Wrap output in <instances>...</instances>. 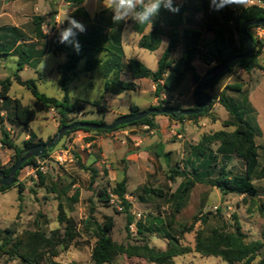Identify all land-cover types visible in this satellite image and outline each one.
<instances>
[{
    "label": "rangeland",
    "instance_id": "rangeland-1",
    "mask_svg": "<svg viewBox=\"0 0 264 264\" xmlns=\"http://www.w3.org/2000/svg\"><path fill=\"white\" fill-rule=\"evenodd\" d=\"M181 3L182 0H180ZM252 5L263 6L259 0H252V3L231 5L230 7L238 10L240 7ZM103 11L113 15L111 11L103 7L101 0H85L81 4H75L74 0H17L15 2L0 0V28L5 26L19 28L24 32L28 44H33L36 51L44 52L43 57L29 60L28 65L19 71V76L23 80H37V86L41 93L62 101L65 93L59 83L62 76L58 74L57 66L64 63L67 57L65 54L51 53L49 51L50 40L58 35L60 28L67 27L66 21L63 25L58 26L65 14L73 16L86 26V31L78 35L87 37L92 27L98 25L97 21ZM178 15L161 9L153 23L166 28L168 22ZM34 16L46 18L43 32L46 35L51 31V35H46V38L42 40L34 36L32 33ZM129 22L133 21L129 20ZM116 24L122 25L121 30L117 29L118 26H114V34L120 36L125 56L124 63H127L131 58H137L152 71L156 70L166 43L153 52L140 48L136 43L140 35L134 31L131 24L128 22ZM205 33L212 38L211 44L208 46L210 52L206 49L207 58L211 57L210 54L214 56L215 44L212 33ZM251 34L259 43L264 44V41H261L257 36V27L251 29ZM109 38H112L111 35ZM207 41L208 38L205 37L203 45ZM4 50L5 48L0 47V79L15 74L21 60L17 54L4 55ZM104 55L105 53L100 57H104ZM45 56H48L47 60H45ZM62 57H66V59H62ZM259 61L262 69H255L252 74H247L242 72V69L234 68L231 72L223 74L218 84L213 89L207 90L206 93L213 99L220 94L222 88L228 85L242 83L248 92L256 84H259L256 85L254 91H250V100L257 111H251L243 105L237 107L236 112H241L249 122L259 127L260 132L256 137V142L260 168H262L264 167V50ZM200 63L201 61L197 63L199 70H201ZM84 66L85 60H82L78 69L71 76V81L69 82L68 78L67 82L68 97L71 102H87L86 109L70 115V119L74 122L103 121L106 124H111L119 117L128 114L131 111V104L146 108L154 98L146 81L143 82L142 88L136 91L106 93V80L98 75L85 72ZM192 81V74L189 72L179 88L172 93L187 97L186 101L182 104H173L167 101L164 103L184 107L192 102L195 98L194 94L189 96ZM247 95L237 96L233 92H226L228 98L241 102ZM10 97L21 100L24 105H33L35 100L30 90L15 81L11 87ZM95 102L105 106L106 112L93 106ZM2 109L5 111L6 118L10 114L8 111H11L12 104L5 103ZM59 120L60 115L55 109L38 112L37 118L29 124V129L36 136L34 141L38 142L41 139L46 143L53 139L59 129ZM186 121L188 120L181 123L184 124ZM190 121L195 122H192L189 132L183 128L177 129L170 134L167 144L162 148H156L153 154L142 155L138 159H128V154L124 152L104 157V148L93 142V140L105 137L113 144H124L121 131L126 130L127 127L111 133L90 132L87 136H81L75 132L60 138L55 147L50 149L47 157L37 158L36 164L21 170L17 183L0 194V231H11V235L16 240L17 251L22 255H29L35 244V234L50 238L54 232H57L55 236L62 238L65 227L69 223L72 225L75 235L72 244L67 249L58 246L56 250H42L41 264H94L91 254L97 240V223L102 224L105 217H113L115 228L112 238L119 244L136 246L148 244L156 250L166 251L170 247V238H177L180 247L190 249V253L175 257L167 264H228L221 258L203 257L197 253L195 251L196 236L199 232L208 236L215 228L231 232L238 223L241 226L245 242L262 240L264 178L253 179V183L259 191L255 197L221 193L213 186L221 168L225 166L232 176H244L246 167L244 161L236 155H232L228 162L224 161L222 155L218 153L219 143L212 145L217 159L212 161L211 167L204 165L202 160L199 164V167L202 168H200L199 174H195L189 165L193 158L190 153L200 142L202 136L221 130L233 132L236 126H224L229 121L233 122L234 118L220 104H217L215 110L210 111L207 115ZM13 124L8 121L5 126L10 129L8 132L12 142L23 149L26 141L29 140L27 132L22 125ZM138 127L142 126H136V128ZM146 131L150 132L151 130ZM1 149L8 150L9 158L14 159L13 151L5 146H2ZM45 159L48 160L45 163L47 172L44 174L36 172V167L39 163H44ZM8 165H11L10 161ZM82 167L85 168L82 169ZM90 168L98 171L93 184L91 183ZM110 172H112L111 175ZM40 174L45 177L44 184L40 181ZM123 179L127 180L128 195L126 199L130 207L128 211L120 212L111 203L109 205L101 203L97 194L104 187L108 185L112 187ZM187 179L195 181V185L186 197L178 199L177 191ZM20 185L24 188L22 193H19ZM150 190L161 191L163 196L153 195L149 193ZM108 192H112L111 188L108 189ZM178 203H182L179 212L176 211ZM128 215L133 218V224L137 231H132L130 226L127 230ZM138 215H141L139 220ZM9 239V236L0 233V246ZM53 254L57 256L53 257ZM261 259L262 255L256 259L254 264H260ZM1 264L25 263L20 258L5 256ZM113 264L154 263L141 257L128 258L122 255Z\"/></svg>",
    "mask_w": 264,
    "mask_h": 264
},
{
    "label": "trees",
    "instance_id": "trees-1",
    "mask_svg": "<svg viewBox=\"0 0 264 264\" xmlns=\"http://www.w3.org/2000/svg\"><path fill=\"white\" fill-rule=\"evenodd\" d=\"M7 2H15L17 0H6ZM85 0H74L75 4H81ZM264 6V0H259ZM259 5H252L247 7H240L238 10L233 9L230 6L223 8L220 11H214L210 9L209 0H184L180 5V12L178 13L175 28L172 31H165L163 28L156 24H151L152 29L149 33H145L146 28L150 24H133V29L136 33L141 35L139 41V47L156 51L159 49L162 37L169 39V45L164 51L162 57L158 62V68L154 72L149 69L141 60L137 58H131L127 63H124V50L122 48V42L120 36L114 34V26H118V30H121L122 25H118L113 22L111 14L109 12H102L97 23L92 27L91 32L85 36L77 35L76 39L81 45V51L77 54L71 45L59 44L58 35H55L50 40L49 51L53 54H65L67 59L64 63L57 66V72L62 76L59 83L65 93L62 101L55 98H51L46 94L39 91L37 86V80L29 79L23 80L19 76V71L23 70L31 59L41 58L44 56L43 51H36L33 48V44H28L25 39V34L22 30L14 26H5L0 28V47L5 48L4 55H18L21 60L18 64V69L15 74L5 79H0V125H4L5 119L12 123H18L23 126V129L30 136L26 141L25 147L22 149L14 144L11 140L10 134L6 130H2V146L7 147L13 151L14 159H11V165L0 166V172L5 175H9L12 167L19 160L21 153L24 149L32 146L44 143L41 139L35 142V134L29 129V124L37 118V114L40 111H49L50 109L57 110L60 115L59 129L69 126L74 122L70 119V115L74 113H80L87 107V102L77 101L72 103L68 97V74L74 73L82 60H85L84 71L103 77L105 82V92H124V91H136L139 90L140 85L138 81L143 79H152L155 84V95L158 97L162 92H174L182 84L186 75L190 72L193 76V81L196 84L194 96L196 99L197 88L201 84V80L204 76H200L194 66L195 58L201 54L204 41L205 32H211L214 35L215 52L214 59L217 66L224 63L232 56L242 55L245 50L244 38L241 34V27L247 21L263 20L264 19V7ZM191 14H203V26L201 29H188L184 28L182 32H179L178 28L182 26V18L185 13ZM87 14V13H86ZM46 23L44 16H34L32 19V33L37 39H45L46 35L43 32V26ZM251 27L249 33L251 34ZM111 35V39L109 38ZM252 35V34H251ZM118 36V37H117ZM253 36V35H252ZM254 47L252 54L243 59L235 61L230 69L225 72L229 73L234 68L242 69L246 73H250L255 69H262L260 65L259 57L264 49V44L259 43L254 37ZM179 48L181 53L177 58H173L172 55ZM104 57H100L104 54ZM210 69L209 71H211ZM208 71V72H209ZM131 75V80L123 81L121 79L124 73ZM224 73V74H225ZM223 75V74H222ZM221 75V76H222ZM220 76V77H221ZM216 79L211 85L204 89L205 94L207 90L213 89L220 79ZM211 77L205 79L204 83L207 85ZM17 82L19 85L30 90L34 97L33 105H24L19 99H12L10 97V91L13 83ZM163 81V83L161 82ZM241 84L228 85L226 92H234L242 95ZM226 92H223L219 98L212 99V103L209 107L205 108L202 113L198 115H161L168 117L170 120L177 122H183L184 120H196L200 117L207 115L215 103L221 104L234 118V121H229L228 125L236 126L233 132L225 130L217 131L213 134L203 135L200 142L192 150V160L189 165L195 174H199L201 170L199 167L200 162L203 160V164L207 167H211L213 160L217 159V155L212 150L214 143H219L218 153L222 155L224 161L231 160L232 155H236L242 159L245 163L246 172L244 176L230 175L228 169L224 166L219 172V176L213 182L215 186L223 194H238L249 197H255L258 195V189L253 183L254 178H264V167L260 168V159L258 145L256 137L259 135V127L249 122L245 115L241 112H236L237 107L245 105L249 110L253 111L248 99L241 102L233 98H228ZM5 103H11L12 109L8 111L7 117L3 114L2 106ZM199 102L196 99V104ZM98 110L106 112L107 108L102 106L99 102L93 103ZM164 107L183 109L180 106H171L165 104L164 101H160L155 108L162 109ZM197 106L195 105L194 108ZM154 108V107H150ZM131 111L133 113H140L141 110L138 106L132 104ZM160 115L152 114L141 121L121 126L114 131L129 127V126H148L150 129H157L158 125L155 122V118ZM84 122V121H81ZM93 123H104L93 122ZM77 131L84 132H96V133H111L113 131L107 130H91L77 128L73 131L67 132L64 136H69ZM49 142V141H48ZM46 142V143H48ZM50 150H48L44 156H48ZM80 160V159H79ZM37 159L32 158L28 160L21 170L32 164H36ZM80 166H82L80 164ZM85 167H82L84 169ZM21 170L17 173L14 183L10 187L0 185V194L6 192L12 188L18 181ZM92 173L91 183L96 181L98 171L90 168ZM40 181L42 184L45 182V177L40 174ZM1 182V178H0ZM110 184V183H109ZM195 185V181L187 179L181 184L177 191L178 199H182L187 196L191 188ZM114 195L118 196L124 206V210L128 211L130 204L126 199L128 195L127 180L123 179L121 182L116 183L114 186L108 185L101 189L97 197L101 203L109 205L110 194L108 189ZM24 188L22 185L19 187V193H22ZM149 193L162 197L161 191L150 190ZM182 203H178L176 211L181 210ZM133 224V218L127 216V230L129 226ZM97 240L93 247L91 259L94 264H113L119 256L125 255L128 258L141 257L154 264H167L173 258L190 253V249L182 248L179 246L177 238H170V247L166 251L156 250L151 248L148 244L142 246L136 245H124L115 242L112 238V232L115 228V220L113 217H105L102 224L97 223ZM140 232V229H138ZM1 234L9 236L10 239L5 241L0 246V264L5 256H11L12 258H20L25 264H41L43 258L41 251L56 250L58 246L68 248L75 239L74 230L69 223L65 227L64 236H55L57 232L53 233V236L46 238L41 234L34 235V246L32 253L29 255H22L19 253L16 240L11 235V231H0ZM195 251L203 257H217L226 261L228 264H254L256 259L262 255L260 264H264V231L262 233V240L245 242V237L241 231V226L237 223L235 229L228 232L225 229L215 228L211 230L210 234L206 236L203 232H199L196 236ZM57 256L56 254L52 255Z\"/></svg>",
    "mask_w": 264,
    "mask_h": 264
},
{
    "label": "crops",
    "instance_id": "crops-1",
    "mask_svg": "<svg viewBox=\"0 0 264 264\" xmlns=\"http://www.w3.org/2000/svg\"><path fill=\"white\" fill-rule=\"evenodd\" d=\"M183 1L184 0H182L181 4H183ZM195 1L198 2L199 0H195ZM164 19H166V18H164ZM176 21H177V17H173L172 20H170L168 22L166 28L161 27V26L160 27L163 28L165 31H172L175 28ZM127 22L130 23L132 28H133V24L135 22H129V21H127ZM202 26H203V14L202 13L191 14V13L187 12V13H185L183 15L182 26L179 27L178 30H179V32H182V30L184 28L201 29ZM151 29H152V26L149 25L146 28L145 33H149L151 31ZM208 36L209 35H207V33L204 34V39L206 37V38H208V41L205 42L204 45L202 46L201 54L198 55L195 58V60H194V66H195V68L197 70V73L200 76L206 75V73L210 69L214 68L215 65H217L213 54H210L211 57L209 56L207 58H206V55H205L206 54V49H208V46L211 44V41H212V38L208 37ZM140 38H141V35H140L139 39L136 41L138 46H139ZM213 39H214V35H213ZM165 43H166V47L163 50V52L161 53V55L159 57V60H160V58L162 57L164 51L166 50V48L169 45V39L167 37H162V42H161L160 47L163 46ZM208 52H210L209 49H208ZM180 53H181V48H179L175 53H173L172 57L175 59V58H177L179 56ZM198 61H201V63H200L201 70H199V68L197 66ZM156 70H154V72ZM241 71L244 72L243 70H241ZM253 72L254 71H252L251 73H247V74H252ZM74 73H69L68 74L69 82L71 81V79H72L71 76ZM244 73H246V72H244ZM121 79L123 81L131 80V75L129 73L123 74ZM192 80H193V76H192ZM145 81L148 82L149 88H150V92L154 96V98H153L152 102L146 108H141L138 105L134 104V105L138 106L141 110H146V109H148L150 107H155V106H157L159 104L160 101H167L169 103L172 102L173 104H182L184 101L187 100V97L173 95L172 94L173 92H162L157 97L155 95L156 87H155V84H154L152 79H143L141 81H138V84L140 85L139 89L142 88V84ZM161 82L163 83V81H161ZM239 84H241L243 86L242 94H246L247 95V93H248L246 98L248 99L249 103L251 104L253 111H257L255 109L253 103L251 102L250 97H251V92L254 91L256 85L258 86L259 84H256L255 87H252L248 92H246V90L244 89L245 88L244 84H242V83H239ZM226 87L227 86H225L224 88L221 89L220 94L216 98H219L220 95L223 92H226ZM195 89H196V84L194 83V81H192L190 83V94H189L190 97L194 94ZM235 95L241 96L238 93H235ZM217 104H219V103L216 102L211 111L215 110V108L217 107ZM195 105H196V99L194 98V100H192V102L188 103L186 106H184L182 108L183 109H192V108L195 107ZM179 106L181 107V105H179ZM131 112L132 111H130L128 114H125V115H129ZM3 114L5 115V111H3ZM6 122H8L7 119H5V122H4V125H3L4 127L2 125H0V132H1L0 139H2V131L1 130L4 129L7 132L10 131V129L5 126ZM155 122L158 125L157 129H150L148 126H142V127H138V128H136V126H131L132 128L131 127H127L126 130H122L121 133L123 134L122 140H123L124 144H122V143H117V144L114 143L113 144V143H111V140H109L108 138H105V137H104V139L103 138L102 139L98 138V140L97 139L93 140V142L98 143L99 146H102L104 148V157H106V156L110 157L111 155L115 156L116 153L124 152V153L128 154V159H131V158H134V159L137 158L138 159L139 156H142V155L148 156L150 154H153L154 153V149H156V148L157 149L162 148L165 144H167V140L170 137V134L175 132L177 129L183 128L187 132H189L188 130L190 129V127L193 124L192 122H195V121L188 120V121L184 122V124H183L181 122L170 120L168 117L160 115V116H157L155 118ZM13 125L20 126L18 123H14ZM148 129L151 130V131L147 132L146 130H148ZM77 132L81 136H87L88 134H90L89 132H84V131H77ZM27 137L29 138L30 136L27 134ZM1 148H2V144L0 143V166H7L9 164V161H11V159L9 158V155H8L9 151L8 150H4V149L2 150ZM190 154H191L190 156H192V152ZM111 174H112V172H110V175Z\"/></svg>",
    "mask_w": 264,
    "mask_h": 264
},
{
    "label": "water",
    "instance_id": "water-1",
    "mask_svg": "<svg viewBox=\"0 0 264 264\" xmlns=\"http://www.w3.org/2000/svg\"><path fill=\"white\" fill-rule=\"evenodd\" d=\"M258 26H264V19L263 20H255V21H247L245 22L241 27V34L244 38L246 50L242 55H235L232 56L230 59L225 61L224 63L215 66L211 71L207 72L204 78L201 80L200 86L197 88L196 91V99L199 103L196 108L192 109H178V108H170V107H164L162 109L158 108H148L146 110L141 111L140 113H133L131 112L129 115H124L122 117H119L111 124H104V123H93V122H75L69 126L63 127L60 129L55 137L51 139L48 143H40L38 145L32 146L30 148H26L21 153V156L19 160L15 163V165L12 167L11 172L9 175H5L3 172H0V178L1 182L0 185L10 187L15 180V177L17 173L21 170L23 165L32 158H40L45 155V153L54 148L57 142L60 138L64 137V135L67 132L73 131L77 128L82 129H91V130H107V131H114L115 129L124 126L129 125L138 121H141L142 119L152 115H198L203 112V110L207 107H209L212 103V98L205 94L204 89L211 85L216 79H218L222 74L227 72L231 65L243 58H247L252 54L253 47H254V39L253 36L249 33V29L251 27H258ZM211 77L209 83L206 85L204 83L205 79Z\"/></svg>",
    "mask_w": 264,
    "mask_h": 264
},
{
    "label": "clouds",
    "instance_id": "clouds-1",
    "mask_svg": "<svg viewBox=\"0 0 264 264\" xmlns=\"http://www.w3.org/2000/svg\"><path fill=\"white\" fill-rule=\"evenodd\" d=\"M105 9L113 13L114 23L127 22L129 20L135 24H153L161 9H165L173 14L180 12V0H101ZM248 0H209L210 9L220 11L231 5H244ZM67 22V27H62L58 32V43L71 45L77 54L81 51V45L76 39L79 33L86 31V26L71 15L65 16L59 21V25ZM51 35V31L46 33ZM50 55V54H49ZM48 56H45V60ZM66 59V57H62ZM43 62V67L45 64Z\"/></svg>",
    "mask_w": 264,
    "mask_h": 264
},
{
    "label": "built area",
    "instance_id": "built-area-1",
    "mask_svg": "<svg viewBox=\"0 0 264 264\" xmlns=\"http://www.w3.org/2000/svg\"><path fill=\"white\" fill-rule=\"evenodd\" d=\"M248 2L252 3V0H248ZM257 36L259 37V39L261 41H264V26H258L257 27ZM47 159H45L44 163H39V165L36 167V172H40V173H46L47 172V167L45 165V163H47ZM110 194V203L115 206V208L122 212L124 210V206H123V202L122 200L114 195L112 192L109 193ZM141 218V215H138V220ZM130 228L132 229V231H137L136 226L134 224L130 225Z\"/></svg>",
    "mask_w": 264,
    "mask_h": 264
},
{
    "label": "flooded vegetation",
    "instance_id": "flooded-vegetation-1",
    "mask_svg": "<svg viewBox=\"0 0 264 264\" xmlns=\"http://www.w3.org/2000/svg\"><path fill=\"white\" fill-rule=\"evenodd\" d=\"M199 103L201 104L202 102H199ZM199 103H198V104H199ZM198 104H196V106H197Z\"/></svg>",
    "mask_w": 264,
    "mask_h": 264
}]
</instances>
